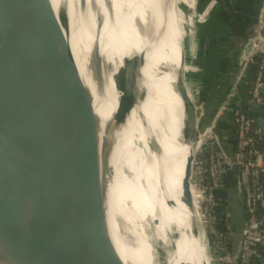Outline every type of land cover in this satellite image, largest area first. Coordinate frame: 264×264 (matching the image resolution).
<instances>
[{"label": "water", "instance_id": "obj_1", "mask_svg": "<svg viewBox=\"0 0 264 264\" xmlns=\"http://www.w3.org/2000/svg\"><path fill=\"white\" fill-rule=\"evenodd\" d=\"M38 4L0 0V264H130L109 224L113 143L101 132L90 89L67 60L65 32L55 35ZM252 41L251 36L243 47L237 76L204 113L201 125L192 118L199 133L227 100ZM144 54L143 48L124 59L116 82L129 76ZM95 82L100 89V74ZM196 145L192 141L181 198L203 233L212 264L189 190ZM153 240L150 259L167 264L171 247Z\"/></svg>", "mask_w": 264, "mask_h": 264}, {"label": "bare ground", "instance_id": "obj_2", "mask_svg": "<svg viewBox=\"0 0 264 264\" xmlns=\"http://www.w3.org/2000/svg\"><path fill=\"white\" fill-rule=\"evenodd\" d=\"M33 1L39 3L47 26L56 29L55 35L65 32L67 60L90 89L101 132L113 143L109 224L123 260L159 264L147 250L149 241L156 239L171 247L167 264H206L200 259L203 233L195 228L193 214L181 198L191 144L199 141L189 92L181 84V67L173 92L183 113L177 110L173 115L159 91L169 55L176 51L164 1ZM148 46L157 54L154 62ZM143 48L145 54L129 76L116 82L124 59ZM98 74L103 81L100 89L95 82ZM192 203L195 207L193 199ZM150 251L154 254L153 248Z\"/></svg>", "mask_w": 264, "mask_h": 264}, {"label": "crops", "instance_id": "obj_3", "mask_svg": "<svg viewBox=\"0 0 264 264\" xmlns=\"http://www.w3.org/2000/svg\"><path fill=\"white\" fill-rule=\"evenodd\" d=\"M163 1L164 7L176 8L177 3H179L180 11L185 19L182 31L188 51L187 62L199 69L198 71H191L192 73L189 72V77L193 78L191 83H196L194 87L197 88V92L194 87L193 91L196 94V99L200 101L202 109L197 120L201 125L204 113L226 88L231 79L237 76L238 67L242 60L241 53L248 38L253 35L261 0H216L209 17L205 22L196 25L194 33H191L187 28V20H190V13L193 8L201 9L208 0ZM191 3L193 7L189 6ZM181 40L182 37L178 40L180 45ZM179 49L180 47L177 45L176 51L170 53L173 55V68L170 72L172 84L179 67H181V72L183 70L188 71V67L183 65V58H179ZM254 69V65L251 64L246 71L241 72L240 70L235 86L236 94L231 100L226 101L223 109L213 119L211 128L218 135L219 142L226 153L231 154L233 128L230 109L233 104L239 105L242 110L254 118L260 128L256 139V148L260 153H263L261 161L264 163V91L262 101L259 104L249 99V87L253 79ZM200 82L202 84L199 87ZM182 96L185 95L182 94ZM217 196L221 210L226 209L229 212L228 239L231 248L235 249L245 218L243 195L237 187L235 167L228 168L224 176L223 186L217 190ZM200 249V259L203 257L207 264L203 237L200 241ZM258 250L259 254L252 264H264V247H259Z\"/></svg>", "mask_w": 264, "mask_h": 264}, {"label": "built area", "instance_id": "obj_4", "mask_svg": "<svg viewBox=\"0 0 264 264\" xmlns=\"http://www.w3.org/2000/svg\"><path fill=\"white\" fill-rule=\"evenodd\" d=\"M215 3L216 0H208L201 13L194 12L193 22L203 23ZM252 38L251 49L241 72L254 65L249 99L259 104L264 91V0H261ZM235 86L236 83L226 101L235 96ZM230 112L233 128L231 154L223 149L211 125L198 133L199 141L191 161L189 188L200 221L211 240L213 264H252L259 254L258 248L264 247V163L261 161L263 153L256 148L260 128L239 105L233 104ZM229 167L236 168L237 187L243 195L245 212L235 249L231 248L228 239L229 212L221 210L216 195L223 186Z\"/></svg>", "mask_w": 264, "mask_h": 264}, {"label": "rangeland", "instance_id": "obj_5", "mask_svg": "<svg viewBox=\"0 0 264 264\" xmlns=\"http://www.w3.org/2000/svg\"><path fill=\"white\" fill-rule=\"evenodd\" d=\"M179 5L180 4L177 3V7L176 8L175 7H163V9H164V11H165V13H166V15L168 17L169 23L171 25L170 26V33L172 32V34L174 35L175 45H176V42H177L178 47H180L179 54H178L179 58L180 59L183 58V65L188 67V69H187L188 71H186V70L182 71V78H181V82L182 83L181 84L189 92V95H186V96H189V98H190L189 99V105L191 107L192 118L198 119L200 114H201L202 109H201L200 101H198L196 99V94L193 91V87L196 85V83L195 84L191 83L193 78L189 77V72L192 73L191 71L194 72V71H198L199 69H198V67H195L191 63L187 62V57L186 56H187V52L188 51H187V48H186V41L184 39L183 31H182V25L184 24L185 19L182 16V13L180 11ZM202 8L198 9V10L193 8V10L190 13V20H187L188 21L187 22L188 23L187 24V26H188L187 28H189V31H191V33H194V31L196 29V25L199 24V23L193 22V20H192L193 19V14H194V12L201 13L202 12ZM211 10H210L209 14L207 15L208 17H209V15L211 13ZM180 37H182V40H181L182 49H181V45L179 43L180 41H178ZM177 45L174 46V47L177 48ZM148 49H149L148 50L149 53L151 54L150 59L154 62V58H155V56L157 54L155 53V51L153 50L152 47L148 46ZM172 59H173V55L170 54L169 55V60H168V63H167L168 64V73H167L166 79L160 80V84H159L160 85L159 86L160 90L159 91H160V94H161L162 103L165 102L167 104L168 108H170V111L172 112V114L173 115L175 114V116H176L177 110H178V112L180 114L181 112L183 113V109H181V107H180L182 105V103H179V101L174 96L173 86H172L173 84H172L171 79H170V74H171L170 72H171V70L173 68ZM160 67H161V62H160ZM160 67H159L158 71L160 70ZM201 84L202 83L200 82L198 84V86L200 87ZM195 91L197 92V88H195ZM179 117H180V120L183 119V115L179 116ZM196 133L198 135L199 132L197 131ZM197 135H196L195 138L198 137ZM200 143L203 144L202 141H200ZM216 195H217V193H216ZM207 242H208V246H209V251L211 253V240H210V237L208 235H207ZM211 258H212V255H211ZM212 264H213V261H212Z\"/></svg>", "mask_w": 264, "mask_h": 264}]
</instances>
